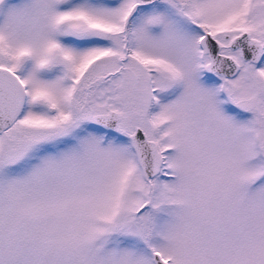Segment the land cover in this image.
Wrapping results in <instances>:
<instances>
[{
	"label": "snow or ice",
	"instance_id": "obj_1",
	"mask_svg": "<svg viewBox=\"0 0 264 264\" xmlns=\"http://www.w3.org/2000/svg\"><path fill=\"white\" fill-rule=\"evenodd\" d=\"M0 264H264V0H0Z\"/></svg>",
	"mask_w": 264,
	"mask_h": 264
}]
</instances>
